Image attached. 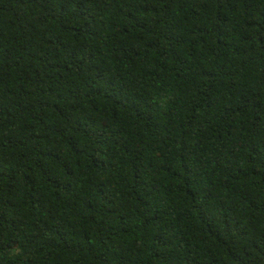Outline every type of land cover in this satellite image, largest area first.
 <instances>
[{
	"label": "trees",
	"instance_id": "1",
	"mask_svg": "<svg viewBox=\"0 0 264 264\" xmlns=\"http://www.w3.org/2000/svg\"><path fill=\"white\" fill-rule=\"evenodd\" d=\"M0 264H264V0H0Z\"/></svg>",
	"mask_w": 264,
	"mask_h": 264
}]
</instances>
